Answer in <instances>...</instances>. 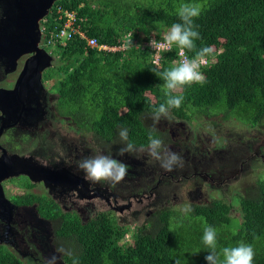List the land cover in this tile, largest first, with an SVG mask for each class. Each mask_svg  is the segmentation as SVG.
Listing matches in <instances>:
<instances>
[{"label": "trees", "instance_id": "16d2710c", "mask_svg": "<svg viewBox=\"0 0 264 264\" xmlns=\"http://www.w3.org/2000/svg\"><path fill=\"white\" fill-rule=\"evenodd\" d=\"M184 3L202 7L194 21L201 37L195 41L196 49L169 46L159 52L156 63L149 44L181 22L177 11ZM66 12L74 13V26L79 25L81 33H72L62 46L56 40L48 45L55 60L45 72V84L57 93V107L69 111L96 143L115 155L127 142L135 149H148L150 131L163 145L172 142L173 138L167 142L168 131L152 128L145 119L152 118L153 108L166 101L164 81L151 69L163 71L177 65L179 50L191 58L210 46L214 54L201 67L206 82L173 93L184 100L180 108L169 109L168 116L188 122L201 116L212 123L221 118L253 127L264 125V0H57L40 23L43 42L64 26L66 17L59 18ZM89 37L99 45L123 47L111 51L90 47ZM122 127L128 129L127 142L119 137ZM239 203L235 230L228 228L234 219L231 205L221 199L193 205L188 223L181 218L187 214L166 207L152 211L142 226L134 228L120 224L109 212L87 222L76 214H65L58 234L62 247L72 255L64 253L63 261L207 264L209 249L202 237L210 225L217 231L218 252L244 242L255 251L254 264H264V178L256 180ZM54 215L62 216L57 210ZM0 264L25 262L0 246Z\"/></svg>", "mask_w": 264, "mask_h": 264}, {"label": "flooded vegetation", "instance_id": "af4514ba", "mask_svg": "<svg viewBox=\"0 0 264 264\" xmlns=\"http://www.w3.org/2000/svg\"><path fill=\"white\" fill-rule=\"evenodd\" d=\"M1 15L0 8V17ZM30 56L31 53L22 55L17 61L15 70L9 73H6V66L3 59H0V88L14 87L17 77ZM52 66L53 63L42 72L44 89L39 105L30 107L23 103L21 113L16 105L10 110L13 115L19 113L12 121L13 125L2 128V123H0V176L8 170L2 163L3 156L13 157L19 152L14 146L27 150L21 156L32 157L35 163L52 172L46 181H34L24 174L6 177L0 181V246L22 261L27 257L35 264L47 262L53 255L59 260V264H68L63 261L64 253L58 251L63 248V240L58 231L64 223L65 214H76L82 222H87L98 213H112L108 209L107 211L96 210V201L104 202L109 209L114 210L129 208L130 205V203L128 205L117 204L118 196L115 190L118 188V183L92 182L79 168V163L90 155L87 144L90 143L102 150H105V147L96 143L92 136H89L91 134L87 129L81 127L84 124L77 123L69 111L57 107V93L51 91L45 84L47 81L45 72ZM29 74L34 75V72L31 71ZM3 121L6 122L7 119ZM46 137L53 141V146L60 144L66 148L64 160H57L53 156L56 150L46 152L47 157L43 159L34 154L36 144ZM188 141L189 138L186 136L185 140L179 139L178 143L173 138L172 142L167 143L165 147L169 150H177L181 152V155H190L191 162L196 168L197 164L201 163L202 157L196 155V148L188 145ZM24 145H26L25 149ZM41 146L45 149L43 144ZM138 150L141 149H135L134 152ZM110 151V157L118 160L113 151ZM57 153L61 155L58 149ZM121 156L135 157L132 152H125ZM127 162L130 160L123 161L122 164ZM136 164L134 160L133 165ZM126 169V175H133L130 167L126 166ZM157 173L160 172L157 170ZM200 175L204 176V179L213 180L208 172ZM55 210L61 212L62 216L55 217ZM47 213L50 215L47 216Z\"/></svg>", "mask_w": 264, "mask_h": 264}, {"label": "rangeland", "instance_id": "374dc122", "mask_svg": "<svg viewBox=\"0 0 264 264\" xmlns=\"http://www.w3.org/2000/svg\"><path fill=\"white\" fill-rule=\"evenodd\" d=\"M47 50L50 51V47ZM214 121L212 123L211 119L201 116L195 117L192 122L180 121L170 116L161 117L158 122L153 117L145 119L146 124L152 128L169 132L170 138L166 137L167 142L174 138L178 143L179 139L183 141L185 136L188 137L187 144L196 148V155L202 157L201 163L194 168L190 155H181L177 150H170L181 157L182 166H174L172 171H166L159 161L149 155L148 149L132 151L134 158L123 157L118 153L117 161L122 163L130 160L123 165L133 171V175H125L118 182V188L115 190L118 196L117 204L130 203L129 208L109 209L104 202L96 201V210L108 209L117 217L120 224L134 228L146 222L150 211L166 207L172 211L185 213L183 211L185 208H191L195 204H209L212 200L221 199L231 205L230 215L234 219L230 221L228 228L235 230L238 225L235 218L240 217L239 197L251 190L256 180L264 178V125L253 127L221 118ZM164 127L167 129H161ZM66 138L68 139V136ZM52 142L46 137L36 144L34 154L43 159L47 157L46 152L56 150L53 156L57 160H64L66 148L60 144L53 146ZM165 145L167 143H164ZM86 146L90 154L87 158L97 154L110 156V151L106 149L96 148L90 143ZM14 147L19 150V154L16 153L19 156L27 152L20 147ZM57 149L61 155L57 153ZM134 160L137 162L136 165H133ZM206 172L211 174L213 180L204 179V176L200 175ZM181 218L185 223L189 222L188 214ZM29 259L23 258L25 264H35ZM56 262L59 264L57 258Z\"/></svg>", "mask_w": 264, "mask_h": 264}, {"label": "clouds", "instance_id": "9594fccd", "mask_svg": "<svg viewBox=\"0 0 264 264\" xmlns=\"http://www.w3.org/2000/svg\"><path fill=\"white\" fill-rule=\"evenodd\" d=\"M201 11L202 7L198 3L181 4L177 11V15L181 22L172 24L164 38L159 41H163L166 46L175 45L180 49L188 51L195 50V41L199 40L201 37L200 33L196 30L197 26L194 21L201 15ZM40 30V47L50 54V51L47 50L48 46H45V41L43 42L42 40V25H40ZM150 43L153 42L151 41ZM180 52L186 57L183 50H179L178 55L180 58ZM213 54L214 50L212 47H202L196 51L194 57L183 58L181 60L179 58V63L169 69H164L163 71H159L157 68L151 69L156 76L164 81L163 91L166 97L164 103L153 108V119L155 121L158 122L161 117L166 118L169 109H178L181 107L184 100L183 95H174L173 93H178L184 86H191L192 84L203 85L206 82L201 67L209 63L210 60L208 57ZM119 137L121 141L127 142L128 129L122 127L119 130ZM148 140V153L152 158L161 163L162 168L166 171H172L174 166H182L181 157L166 148L162 140L154 136L153 131L149 132ZM134 150V145L131 142H127L125 146L120 149V153L124 154L125 152H132ZM78 166L85 172L87 179L97 183L103 181L115 184L121 181L127 174L125 165L104 154H97L85 158ZM183 211L187 214L191 211V208H185ZM202 240L206 248L209 249L208 255L205 256L207 264H254L255 251L251 244L240 242L234 247H223L218 252L217 231L213 226L209 225L204 228ZM58 251L69 256L72 255L71 251H66L64 248H60ZM47 264H56V256L53 255L50 257L47 260ZM73 264H77V262L74 260ZM176 264H180V261L177 260Z\"/></svg>", "mask_w": 264, "mask_h": 264}, {"label": "water", "instance_id": "95a60500", "mask_svg": "<svg viewBox=\"0 0 264 264\" xmlns=\"http://www.w3.org/2000/svg\"><path fill=\"white\" fill-rule=\"evenodd\" d=\"M57 0H0V59L6 66V73L15 70L22 55L31 53L24 68L11 89L0 88V123L2 128L13 125L12 121L21 113L23 103L37 107L44 89L42 72L53 63V57L40 47V21L48 15ZM32 66V68H29ZM33 71L34 75L29 72ZM17 105L20 112L13 115L10 111ZM33 109V108H32ZM4 122L3 120H6ZM2 163L6 170L0 181L6 177L21 174L34 181H46L52 172L35 163L32 157L14 154L4 155ZM39 174V175H37Z\"/></svg>", "mask_w": 264, "mask_h": 264}, {"label": "built area", "instance_id": "2783aa9c", "mask_svg": "<svg viewBox=\"0 0 264 264\" xmlns=\"http://www.w3.org/2000/svg\"><path fill=\"white\" fill-rule=\"evenodd\" d=\"M60 8H57V12L60 13ZM63 17H66L65 24L61 29H56V31L51 32L50 36L51 39L48 37V39L44 42L45 46H48L55 42L56 40L59 44L64 45L68 40L72 39V33L79 32L81 33L80 26H74V20H75V15L73 12H66L64 16H61L59 19H62ZM43 30V27H42ZM88 45L90 47H97V48H102L106 49L108 51L114 50V49H120L123 46H115V47H109L106 45H99L96 38L94 37H89L88 38ZM154 52V62H158L159 59V52L161 50H164L169 48V46H166L163 41H157L149 44ZM181 54V59L186 58L183 56L182 52Z\"/></svg>", "mask_w": 264, "mask_h": 264}]
</instances>
